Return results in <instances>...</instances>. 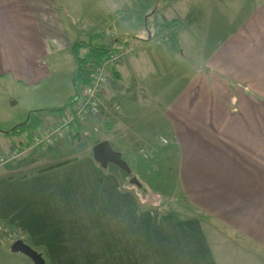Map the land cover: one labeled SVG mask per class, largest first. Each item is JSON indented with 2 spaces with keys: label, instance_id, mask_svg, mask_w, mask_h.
<instances>
[{
  "label": "crops",
  "instance_id": "1",
  "mask_svg": "<svg viewBox=\"0 0 264 264\" xmlns=\"http://www.w3.org/2000/svg\"><path fill=\"white\" fill-rule=\"evenodd\" d=\"M101 1L84 8L68 0H0V81L45 83L58 57L74 58L73 44L112 24L111 33L121 35L116 47L130 40L135 49L117 66L102 118L91 124L103 128L99 140L151 179L158 164L167 175L174 172L190 209L144 207L145 198L132 189L136 183L125 185L118 167L100 166L94 146L92 154H73L67 139L51 149L48 165L18 176L5 164L47 149L0 130V229L45 264H264V0H241L240 20L224 13L215 32L217 4L231 10L230 1ZM131 10V25L121 30ZM71 19L84 24L82 31ZM76 71L77 65L73 79ZM71 93V87L55 88L54 109ZM119 97L149 107L132 116ZM13 243L0 235V264H33L12 252Z\"/></svg>",
  "mask_w": 264,
  "mask_h": 264
},
{
  "label": "rangeland",
  "instance_id": "2",
  "mask_svg": "<svg viewBox=\"0 0 264 264\" xmlns=\"http://www.w3.org/2000/svg\"><path fill=\"white\" fill-rule=\"evenodd\" d=\"M120 1L121 2H173V0H162V1H159V0H133V1L132 0H120ZM229 1L233 4V8L231 10L229 9V7L225 5L224 2L217 1L218 4H217L216 9L218 10L219 21H216V24H214L213 32H215L220 27L222 22L224 21L225 19L224 13H226L227 15L231 13L232 19L240 20L239 19L240 17L236 15V12L240 10L243 2H241V0H227V2ZM249 1H250L249 4H255V2H259L260 0H249ZM68 2H84L83 7L89 8V7H92L94 2H103V1L101 0H68ZM180 2H198V1L197 0H185V1H180ZM192 6L194 7L193 8L194 12H197L196 8L199 10L198 6L196 5H192ZM94 9H98V8H94ZM125 11L128 13L129 9ZM140 11L143 12L144 9H140ZM182 11L184 14H188L185 10H182ZM78 12L81 15L80 19L84 20V18H82L83 10L78 8ZM132 15H135L134 10H131L130 17L127 18V16H125L126 18L124 22L121 24V30H123L122 28L128 29V27L131 25L129 23V20L132 18ZM98 17H100V15H98ZM195 18H197V21H200L198 17H195ZM94 19H97V18H94ZM71 24L75 28H78L79 31H82L81 29L84 27V24L82 25L80 22L74 19H71ZM237 24L233 23L234 26ZM97 25H99V23ZM201 26H203V24H201ZM112 27H113L112 24H110L109 26H104V28H102L100 32H104L106 28H112ZM232 28H233L232 32H234L235 28L234 27ZM201 30L203 33L209 30L208 21H205L204 26L203 28H201ZM194 31H197V30H194ZM139 35L140 36L138 37L140 39H145L143 38L145 37L144 34L139 33ZM104 36L105 37L100 42V44L106 45L107 47H110V45L112 47H115L116 44L118 43L116 39L120 38L121 35H118V33H114V32L111 33V31H109V34L104 35ZM120 40L122 43L123 42L122 38ZM81 41L88 42L89 38L88 40L84 39ZM129 42L130 43L126 45L125 47L133 46L135 49V45L131 43L132 41L129 40ZM185 43L188 45L187 41ZM175 44L176 42L171 40L168 46H173V49H174ZM123 48L124 47H122V49ZM52 60L53 58H50L48 62L51 64ZM57 60H58V64H57L56 70L54 68H52L51 70V73L53 74L52 78L48 79L45 83H42L41 85L37 87L35 86L29 87L26 84L24 85L22 83H15V82L4 83V81H0V130L5 131L6 132L5 134L7 136L18 137L12 134L13 130L17 126L27 122L30 119L31 114H33L34 112H38V113H34L36 116H43V114L45 113H41L42 111L48 112L51 110H47V109H54L56 107H59L58 103L60 101L56 100L55 99L56 96L54 95L55 88L64 89L65 87H68V88L71 87V92L72 93L74 91L76 92L78 84L77 86L75 85V81L72 77L74 74L71 73V70L76 68L77 63L75 62L74 58L66 57V56L58 57ZM168 69H171V63ZM175 69L176 68H173L172 71H174ZM113 81L119 82L118 79H114ZM150 82H154V81H150ZM118 99H119V104L122 110L124 109V106L129 107L127 110V113L131 114L132 116L143 114V112H146L145 109L149 107L146 105H142V106L130 105V101L128 100L127 97L126 98L119 97ZM113 104L114 103L112 102L111 105ZM46 115L47 117H45L44 124H47L49 119L53 117L51 116L53 115V113L46 114ZM93 127H95L94 124H91L90 125L91 130L87 129V132H86L87 134L84 136H80V139L78 142L72 141L73 143L71 144V142L68 141L70 144L68 147V150L72 147L70 150H73V154L78 155L76 153L84 152L85 149H89L90 154H92L91 151H92V147L95 146V142L101 139L105 135V134L103 135V132H101V130L99 134L98 133L94 134ZM153 129H155V127ZM154 131H155L154 132L155 134L158 132V130H154ZM28 136L29 135L27 134L22 135V138L23 137L26 138V142H25L26 145H28V143L32 139L31 138L29 140ZM22 138L20 140H22ZM31 147L35 149H47V150H44L42 152H36V153L34 152L31 154L29 153L25 157L20 158L17 162L15 161L16 164H5L8 168H10V170H12L11 166H14L15 169H17L18 171V176L27 175V173L29 172L35 173L36 171H38V169H41L42 167H45L46 165H48L44 163H49L50 161L54 160L52 155L55 151L51 150L54 148L33 147L32 144H31ZM69 151H65V152L69 154ZM24 152L26 151L24 150ZM143 154L148 157V155L145 154V152H143ZM122 159L128 164L130 169L132 168L131 174H127L125 171L120 170L119 168H115V170L119 173L120 177L125 182V185L129 187L133 186V179L136 180V186L132 187V189L134 192L138 193V195H142L145 198L143 199V200H146L145 203L143 204L144 207H158V208H161L167 211H174V210L179 211L180 209L186 210V208L190 209V206L188 205V203H186V201L183 200L182 192L176 183L175 173L171 172V175L169 174L167 175L168 172H167V169L164 167L165 165L158 164L157 168H155L154 171H150L149 172L150 174H153L154 176H156L155 179L153 178L151 179L149 175L144 174L143 169L137 167V165L135 164H131L130 161L127 159L126 155H123ZM113 166L114 165H110V167H113ZM159 202L161 203L157 205V203ZM0 235L2 236V239L9 244L15 241L13 234H11L10 232L7 233L5 229L4 231L0 229Z\"/></svg>",
  "mask_w": 264,
  "mask_h": 264
},
{
  "label": "built area",
  "instance_id": "3",
  "mask_svg": "<svg viewBox=\"0 0 264 264\" xmlns=\"http://www.w3.org/2000/svg\"><path fill=\"white\" fill-rule=\"evenodd\" d=\"M110 30L111 28L104 30L106 35ZM116 48L118 51L112 50L100 62L89 66L88 82L78 85L69 106L62 113L53 114L49 123L32 133L30 142L33 147L53 148L57 142L65 139L78 142L80 136L87 134L91 123L102 118L105 92L113 79L114 72L117 66L134 51L133 46ZM100 130H103L101 126L93 127L94 134H99ZM161 141L165 145L168 144L164 138H161ZM1 162L5 163L7 160L1 159Z\"/></svg>",
  "mask_w": 264,
  "mask_h": 264
},
{
  "label": "trees",
  "instance_id": "4",
  "mask_svg": "<svg viewBox=\"0 0 264 264\" xmlns=\"http://www.w3.org/2000/svg\"><path fill=\"white\" fill-rule=\"evenodd\" d=\"M104 37V34L100 36L99 33H97V35L91 37L88 42L77 41L75 44H73L71 52L77 63V71L74 78L76 86L77 84H86L88 82V69L91 64L100 62L102 59L107 57L112 50L118 51V48H116L117 45L115 47H112L111 45L110 47H107L106 45L100 44V42L103 40L102 38ZM174 41L177 42L176 39H174ZM71 100L62 108L54 109L48 112L42 111L41 113H45L43 116H36L34 113L38 112H34L31 114L30 119L27 122L17 126L13 130L12 134L15 136L27 134L29 135L28 139L30 140L32 133L44 126L43 124L45 122V117H47L46 114L62 113L69 106ZM100 142L102 141H96L95 145L99 144Z\"/></svg>",
  "mask_w": 264,
  "mask_h": 264
},
{
  "label": "water",
  "instance_id": "5",
  "mask_svg": "<svg viewBox=\"0 0 264 264\" xmlns=\"http://www.w3.org/2000/svg\"><path fill=\"white\" fill-rule=\"evenodd\" d=\"M93 155L95 161L103 168H107L109 165H114L125 171L127 174H131V169L122 159V155L115 152L108 141H103L95 145L93 148ZM133 183H136L135 179H133ZM11 250L14 254H22L28 257L33 264H45L43 256L25 244L22 240L15 241Z\"/></svg>",
  "mask_w": 264,
  "mask_h": 264
}]
</instances>
